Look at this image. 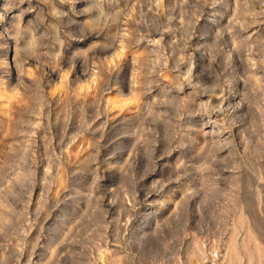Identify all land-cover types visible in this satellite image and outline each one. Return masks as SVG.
<instances>
[{
  "label": "rangeland",
  "instance_id": "1",
  "mask_svg": "<svg viewBox=\"0 0 264 264\" xmlns=\"http://www.w3.org/2000/svg\"><path fill=\"white\" fill-rule=\"evenodd\" d=\"M0 264H264V0H0Z\"/></svg>",
  "mask_w": 264,
  "mask_h": 264
}]
</instances>
